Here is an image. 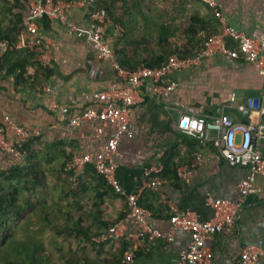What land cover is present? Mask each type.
Masks as SVG:
<instances>
[{"label":"crops","instance_id":"crops-1","mask_svg":"<svg viewBox=\"0 0 264 264\" xmlns=\"http://www.w3.org/2000/svg\"><path fill=\"white\" fill-rule=\"evenodd\" d=\"M217 2L228 24L251 34L264 28V0ZM67 15L69 20L87 25L85 7L71 6ZM38 35L53 43L47 56L50 72L39 87L33 88L23 86L14 75L0 70V121L6 115L34 131L40 141L64 144L72 150V155L94 154L108 139L111 128L99 119H80L75 126L69 120L85 108H100L106 100L93 98L92 94L110 82L121 85V81L110 63L100 59L88 41L69 34L63 24L42 21ZM105 37L109 43L113 39L109 27ZM172 78L176 86L166 96L152 93L149 81L143 82L140 90L144 99L132 106L129 126L121 134L115 154L116 176L126 192H142L147 170L161 163L166 151L174 149L188 160L177 167L178 173L186 172L182 180L163 179L154 188L157 196L150 195L148 199L154 207L149 221L163 232L169 228V216L174 208H188L200 219H208L212 214L208 198L236 201L238 182L249 172L247 166L229 165L211 142L191 145L189 136L183 137L175 128L178 114L187 112L212 118L224 113L237 122L264 123V113L237 108L249 97L258 98L264 81L253 64L242 58L204 56L197 64L175 72ZM71 98L75 103H70ZM51 100L66 104L68 111L50 107ZM208 133L214 136L216 131L211 129ZM260 149L262 171L254 175L252 190L238 213L234 232H217L207 241L213 252L210 264H234L244 244L264 247V131ZM24 161L23 155L0 151V172ZM135 229L127 223L120 236L128 241V247L136 239H129L127 233ZM189 238L187 231L178 229L169 241L157 238L148 247L139 241L133 264H177L178 253L186 247Z\"/></svg>","mask_w":264,"mask_h":264},{"label":"trees","instance_id":"trees-1","mask_svg":"<svg viewBox=\"0 0 264 264\" xmlns=\"http://www.w3.org/2000/svg\"><path fill=\"white\" fill-rule=\"evenodd\" d=\"M94 4L110 19V45L127 70L160 66L171 54L192 56L220 27L201 0H95ZM25 9V0H0V40L15 39ZM42 21L48 23L47 18L39 24ZM114 24L121 27L120 33H115ZM40 51L35 46L0 53V70L23 86L37 88L50 72L38 60ZM189 138L191 145L199 143ZM19 148L26 151L24 163L0 172V264H122L128 241L97 238L128 212L126 194L115 190L92 163L68 168L73 152L60 142L47 143L32 134ZM187 161L168 150L161 169L145 179L182 180L177 167ZM150 195L156 197L157 189L144 187L138 203L154 211Z\"/></svg>","mask_w":264,"mask_h":264},{"label":"built area","instance_id":"built-area-1","mask_svg":"<svg viewBox=\"0 0 264 264\" xmlns=\"http://www.w3.org/2000/svg\"><path fill=\"white\" fill-rule=\"evenodd\" d=\"M201 1L206 3L218 18L219 29L204 40L202 47L194 55L181 57L171 54L165 63L156 67L140 66L135 70H127L119 64L113 47L105 37L111 21L104 8L95 6V0H25L26 9L22 17V27L15 39L0 40V53L7 50L41 47L38 60L42 65H47L48 52L53 43L38 35L40 19L47 18L50 22L63 24L69 34L88 41L97 56L108 61L120 79L121 85L110 82L104 89L92 94L93 98L106 100L100 108H85L69 120L70 125L75 126L80 119H99L103 125L109 126L111 131L106 142L99 146L96 153L73 154L67 162V167L79 169L86 163H92L115 190L126 194L128 212L112 224L106 233L97 238L103 240L107 237H120L123 236L127 223L135 226V231L127 233V237L129 239L135 237L136 241L124 249L122 264H133L139 241L147 244L146 247L157 238L169 241L173 239V234L178 229L187 231L190 238L186 247L179 251L177 264H210L213 252L207 241L217 232L224 234L234 232L238 213L247 194L252 190L254 175L262 171L263 157L260 142L263 139L264 123L245 124L234 121L224 113L207 118L203 115L180 112L174 120L175 128L180 133L196 138L199 143L211 142L229 165L248 167V174L238 182L237 200L208 198L207 204L212 208V214L208 219H200L188 208H174L169 216V228L163 232L149 221L151 211L139 205L140 190L126 192L117 179L115 161L117 142L129 126L132 106L144 99L140 90L144 81H149L152 93L166 96L176 86V81L172 78L175 72L189 68L204 56L213 54L230 59L242 58L250 62L264 80V28L256 34L246 33L225 21L217 0ZM74 5L86 8L88 16L86 26L68 19V9ZM120 30L121 27L114 24L115 33H120ZM231 98H234V93ZM70 103H75V99L71 98ZM50 107L61 112L68 111L66 104L55 100H51ZM237 108L256 109L264 113V81L260 96L247 98L239 103ZM211 129L216 131L214 136L208 133ZM33 133L34 131L13 122L5 115L0 121V151L24 156L26 151L21 150L19 144ZM195 158L198 161L199 155L197 154ZM161 167L162 164L159 162L151 166L147 174L159 171ZM179 174L186 176L185 171H179ZM161 181L162 179L155 178L150 182L145 181L144 185L156 188ZM262 258H264V247L244 244L234 264H262Z\"/></svg>","mask_w":264,"mask_h":264}]
</instances>
